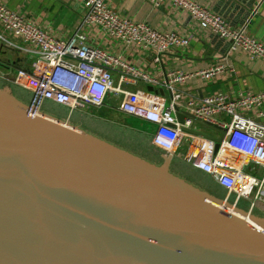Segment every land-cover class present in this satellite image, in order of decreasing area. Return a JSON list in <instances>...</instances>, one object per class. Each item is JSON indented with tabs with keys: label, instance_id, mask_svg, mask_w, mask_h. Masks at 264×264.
Instances as JSON below:
<instances>
[{
	"label": "water",
	"instance_id": "obj_1",
	"mask_svg": "<svg viewBox=\"0 0 264 264\" xmlns=\"http://www.w3.org/2000/svg\"><path fill=\"white\" fill-rule=\"evenodd\" d=\"M150 139L0 78V264H264V214Z\"/></svg>",
	"mask_w": 264,
	"mask_h": 264
},
{
	"label": "built area",
	"instance_id": "obj_2",
	"mask_svg": "<svg viewBox=\"0 0 264 264\" xmlns=\"http://www.w3.org/2000/svg\"><path fill=\"white\" fill-rule=\"evenodd\" d=\"M83 6L81 24L98 28L104 34L125 43L148 47L156 54L185 47L188 38L174 32L158 31L146 23L121 16L105 0H77ZM263 2L264 0H259ZM158 7L170 3L186 11L200 27L230 41L231 49H240L252 58L264 60V43L247 35L244 26L232 27L219 14L194 0H148ZM0 44L32 58L29 68L14 70L12 82L74 109L101 107L110 93H122L118 109L129 116L153 123L155 146L175 155L185 139L182 155L191 164L208 172L214 180L247 199L264 214V91H245L236 97L225 94L203 97L198 104H180L175 90L188 74L174 70L165 83L171 90L166 100L148 90L123 91L116 86L112 72L122 71L121 79L142 80L150 86L159 80L119 56L87 45L85 36L76 31L67 39H58L41 28L32 18L10 9L0 1ZM218 64L196 73L211 80L223 72ZM186 111L199 123L209 125L217 136L202 134L196 122L177 121L176 113ZM183 127L188 128L183 129ZM221 131L223 139L215 150Z\"/></svg>",
	"mask_w": 264,
	"mask_h": 264
},
{
	"label": "crops",
	"instance_id": "obj_3",
	"mask_svg": "<svg viewBox=\"0 0 264 264\" xmlns=\"http://www.w3.org/2000/svg\"><path fill=\"white\" fill-rule=\"evenodd\" d=\"M0 1L10 9L32 18L58 39H67L80 31L85 36L87 45L119 56L123 61L159 80L154 86L142 80H122V71L114 70L113 80L123 91L148 90L169 100L171 90L164 80L174 70L188 74L185 82L175 88L181 94L180 104L183 106L188 101L198 104L205 96L225 94L232 98L245 91H264V60L252 58L240 49H231L229 40L219 38L200 27L186 11L170 3L155 7L148 0H105L121 16L146 23L158 31L174 32L188 38L187 46L156 54L148 47L125 43L104 34L96 27L82 25L83 6L77 0ZM194 1L221 15L232 27L244 26L247 35L264 43V1ZM31 60L29 56L0 44V78L9 81L13 70L29 68ZM218 64L225 66V70L213 79L204 80L196 75L198 71ZM122 97V93L112 92L103 106H87L86 109L77 110L147 133L151 137L150 143L153 144L155 124L143 120H140L142 123L138 126L128 123L126 114L118 109ZM261 121L264 122V117ZM184 145L185 139L181 141V147ZM178 154L180 153L177 152L174 156ZM182 160L184 161L183 157Z\"/></svg>",
	"mask_w": 264,
	"mask_h": 264
},
{
	"label": "rangeland",
	"instance_id": "obj_4",
	"mask_svg": "<svg viewBox=\"0 0 264 264\" xmlns=\"http://www.w3.org/2000/svg\"><path fill=\"white\" fill-rule=\"evenodd\" d=\"M13 74H14V70L11 72V76H13ZM11 76L9 77V82L13 83ZM93 111H95V110H93ZM126 119H127L128 123H131L133 125H137L138 126V125H140L142 123V121H140L141 119H138V118H135V117H132V116L126 115ZM145 124H147V123H145ZM195 127L202 134L209 135V136H217L218 135V133L215 132L213 129H211L208 126H206L204 124H201L199 122H196ZM186 146H187V144H185L184 146L180 147L178 152L183 155L185 153V151H186Z\"/></svg>",
	"mask_w": 264,
	"mask_h": 264
}]
</instances>
